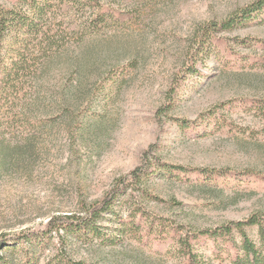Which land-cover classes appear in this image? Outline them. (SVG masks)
Masks as SVG:
<instances>
[{"label": "rangeland", "instance_id": "rangeland-1", "mask_svg": "<svg viewBox=\"0 0 264 264\" xmlns=\"http://www.w3.org/2000/svg\"><path fill=\"white\" fill-rule=\"evenodd\" d=\"M50 1L39 39L58 32L50 60L35 80L24 71L9 99L0 95V240L11 244L47 229L53 217L82 215L153 144L176 169L128 186L115 207L120 216L103 215L99 226L112 236L143 211L117 242L54 233L40 247L0 249V264L22 262L27 250L37 264H184L175 228L214 233L264 212V24L217 33L209 53L193 45L204 23L256 0ZM9 44L7 64L15 55ZM193 54L202 62L185 77ZM171 94L176 104L167 109ZM209 172L224 176L205 183ZM157 217L162 237L145 231ZM246 230L258 240V226ZM200 240L207 242L196 249L209 264H233L228 241Z\"/></svg>", "mask_w": 264, "mask_h": 264}, {"label": "trees", "instance_id": "trees-1", "mask_svg": "<svg viewBox=\"0 0 264 264\" xmlns=\"http://www.w3.org/2000/svg\"><path fill=\"white\" fill-rule=\"evenodd\" d=\"M15 1L17 4L10 3L7 5L0 3V82L3 84L0 88V95H2V97L5 96L7 99H9L14 93L11 85L19 83L20 79L23 77L22 75L24 71H29V73H31V78L34 80L39 77V74L43 69L42 66L51 58L49 51L47 50L53 47L56 42L55 36L58 35V32L53 34L52 38L47 42L39 41L42 35L46 33L44 30L45 23L50 13L53 11L52 2L50 0ZM253 24H264V0H256L241 9L232 12L226 18L221 20H210L204 23L195 35L193 44L195 47L194 49L197 48L196 53H209V51L212 50L211 48H208V44L210 41L215 40L217 33L225 31L233 32ZM6 42L10 43V48L13 49L15 54L13 58H10L8 64L2 53ZM244 42L245 41L243 40L242 43ZM195 55L196 54H193V57H191L195 62L189 65L185 77H187L189 72L196 71H193L194 65L202 62V60ZM74 59H72V63H75ZM77 63L78 61L76 60V65ZM204 65L205 64H202V66ZM200 75L203 76L202 73H200ZM20 87L21 86H19V88ZM175 104L176 97L174 94H171L167 109H170ZM258 105H261L260 107H262L264 114V100H261ZM159 113H163L162 110H160ZM154 147L155 145L153 144L149 150H145L142 155V163L129 174L119 179L113 187L105 193L101 200L86 209L82 215L75 216V214H70L64 217H53L51 218L47 229L42 230L37 234L34 233L31 235L29 233H24L16 235L10 240L12 241L11 244L5 242V239L0 240V249L5 248L16 251V247L23 246V243L25 242L32 243L35 247H40L46 239L53 238L54 233H56L59 239L68 236H85L86 239H93L94 237L99 236L104 239H109L111 242H117L120 239V236L123 233H126L127 229L129 230L130 224H133L131 218H133L136 213H141V215H143V211L138 210L139 212L130 213L129 222L124 220L120 221L112 236H105L103 230L99 226V221L103 219V215L110 213L113 216H120V213L115 211V207L120 200V197L127 193L128 186H142L146 184L151 177L155 176V174L158 173L161 176V173H168V175H171L170 171L176 169L171 165L162 163L161 159L153 153L152 150ZM179 168L182 171H186V168ZM201 171L206 173L204 170ZM214 173L215 172L208 173L209 176H207L205 183L212 180L215 181V178L219 176H224V173H216L217 175ZM160 221L163 222V219L159 217L154 218L145 231L147 232L149 230L148 234L150 236L152 233L158 232L162 237L165 231ZM229 223L233 226L223 225L214 233L206 229L193 230L182 235L179 229L175 228L174 233L175 235H178L175 251L177 253L182 251L180 254L182 255V259L186 261L184 264H209L207 256L196 249V245H202L203 242H207L206 240H200L201 237L206 236L212 238V242L217 245L216 247H219L220 243L225 245L223 242H229L228 246L225 245V247L228 252L230 249L235 250L232 258L233 264H264V212L259 210L244 220L231 221ZM141 225L142 224H140L139 228L135 230L136 234L143 232ZM143 225L146 227L144 223ZM249 226H258L259 238L257 241H254L249 237L246 230ZM154 227L156 228L155 231ZM61 230L63 231L62 233H60ZM235 232L241 235L240 240L232 237ZM172 240H174V238H172ZM37 259L36 252H30V250H27L24 253V260L18 264H37ZM67 259L69 258L67 257ZM68 264L84 263L69 261Z\"/></svg>", "mask_w": 264, "mask_h": 264}]
</instances>
